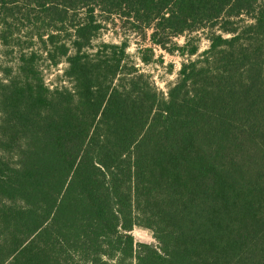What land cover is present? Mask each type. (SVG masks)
<instances>
[{
    "label": "trees",
    "instance_id": "1",
    "mask_svg": "<svg viewBox=\"0 0 264 264\" xmlns=\"http://www.w3.org/2000/svg\"><path fill=\"white\" fill-rule=\"evenodd\" d=\"M99 16L170 52L196 54L199 30L210 44L164 92L126 41L89 51ZM0 40L17 55L0 76V264H264V0H0ZM40 59L66 61L72 87ZM135 225L158 243L102 259L131 254Z\"/></svg>",
    "mask_w": 264,
    "mask_h": 264
},
{
    "label": "rangeland",
    "instance_id": "2",
    "mask_svg": "<svg viewBox=\"0 0 264 264\" xmlns=\"http://www.w3.org/2000/svg\"><path fill=\"white\" fill-rule=\"evenodd\" d=\"M102 27L98 34L93 39V46L89 48L90 52H95L97 46L102 42L107 43H122L127 42L126 51L129 54V61L134 62L139 67L140 71L148 73L150 79L155 85L166 92L171 84H173L179 74V70L183 62H187L189 59H195L198 54L202 53L209 47L210 40L207 36V30H199L190 34L192 36L193 45L198 46V52L189 56L188 50L176 49L170 52L159 45H154L150 40L151 29L147 30L146 36L136 30L130 28L129 25L118 19L117 17L101 18ZM24 29L27 27L22 25ZM25 33H22L24 35ZM24 40V38L22 37ZM176 43L184 46L186 41V35L174 37ZM14 43V39H12ZM42 46L40 42H36L34 47ZM172 46L168 43V48ZM9 44L4 45L0 40V76H2V66L14 65L17 61L16 50L11 52ZM41 70L45 81L50 85H66L72 87L71 81L64 76V69L67 66L66 61H61L56 65L50 64L47 59H40ZM134 238V245L131 254L129 250L123 249L126 245L118 244L115 240L113 243L117 244L116 249L113 245H109L107 251H103L100 255L102 259H105L111 263L117 262L118 258H125V261H130V258L125 255H136L137 242H146L151 244H157L158 241L152 229L144 227L142 225H135L130 231ZM115 245V244H114ZM131 257L133 262L136 261L135 256ZM73 264H91L84 255H76L75 262Z\"/></svg>",
    "mask_w": 264,
    "mask_h": 264
}]
</instances>
